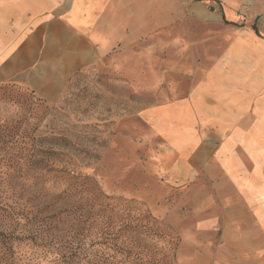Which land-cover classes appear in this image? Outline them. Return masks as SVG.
Segmentation results:
<instances>
[{"label": "rangeland", "instance_id": "374dc122", "mask_svg": "<svg viewBox=\"0 0 264 264\" xmlns=\"http://www.w3.org/2000/svg\"><path fill=\"white\" fill-rule=\"evenodd\" d=\"M158 1L148 39L78 71L55 102L0 84V264H139L96 244L105 226L138 245L142 264H223L218 235L195 232L201 190L164 181L174 155L146 111L183 96L178 75L216 57L229 27L218 14L193 18V0ZM40 157L77 170H31Z\"/></svg>", "mask_w": 264, "mask_h": 264}, {"label": "crops", "instance_id": "0c3cea01", "mask_svg": "<svg viewBox=\"0 0 264 264\" xmlns=\"http://www.w3.org/2000/svg\"><path fill=\"white\" fill-rule=\"evenodd\" d=\"M193 3V18L220 15L229 39L216 57L201 54L191 73L178 75L182 97L146 111L174 155L163 178L171 188L201 190L195 232L218 235L215 261L264 264V0ZM158 4L0 0V84L55 102L78 71L148 39Z\"/></svg>", "mask_w": 264, "mask_h": 264}, {"label": "trees", "instance_id": "16d2710c", "mask_svg": "<svg viewBox=\"0 0 264 264\" xmlns=\"http://www.w3.org/2000/svg\"><path fill=\"white\" fill-rule=\"evenodd\" d=\"M17 142L18 140L15 137V135H11L10 143L16 144ZM40 159H41L40 161H36L34 163V166L31 167V170L33 171L38 170L44 173H50V172L65 173V171H67L68 173H73L74 170H77L76 167H70V168L68 167L69 168L68 169L66 165L61 166L59 164H55L54 162H49L43 159V157H40ZM66 189L67 191L69 190L68 188ZM69 213L67 212L64 213L66 218L68 217V215H72V213L71 214ZM72 217L75 218V216L73 215ZM125 228L126 226L122 223V226H120V229L118 230V232L119 233L123 232ZM108 229H109V226L102 227L99 229L100 230L99 233L94 234L96 244L103 246L108 251L119 253L121 256H123L124 260L127 261L128 263H129V258L131 259V256H132L133 258L132 260H139V264H142L140 256H142L143 253L140 251L139 247H137L138 245H136V247L134 248L135 250L132 249L131 242L128 243L124 240L118 241V239L115 236H113V234H111V231H109ZM81 230H84V228H82Z\"/></svg>", "mask_w": 264, "mask_h": 264}]
</instances>
